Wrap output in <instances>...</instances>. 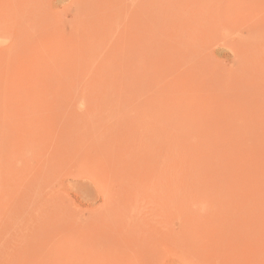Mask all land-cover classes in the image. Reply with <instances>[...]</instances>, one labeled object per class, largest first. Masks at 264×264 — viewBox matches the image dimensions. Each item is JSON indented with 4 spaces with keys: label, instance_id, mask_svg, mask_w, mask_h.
<instances>
[{
    "label": "rangeland",
    "instance_id": "1",
    "mask_svg": "<svg viewBox=\"0 0 264 264\" xmlns=\"http://www.w3.org/2000/svg\"><path fill=\"white\" fill-rule=\"evenodd\" d=\"M0 264H264V0H0Z\"/></svg>",
    "mask_w": 264,
    "mask_h": 264
}]
</instances>
